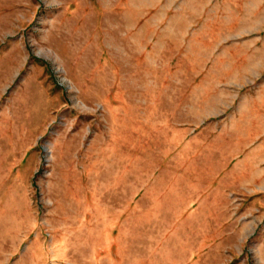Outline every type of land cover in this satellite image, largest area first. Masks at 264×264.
<instances>
[{"label": "rangeland", "instance_id": "1", "mask_svg": "<svg viewBox=\"0 0 264 264\" xmlns=\"http://www.w3.org/2000/svg\"><path fill=\"white\" fill-rule=\"evenodd\" d=\"M0 264H264V0H0Z\"/></svg>", "mask_w": 264, "mask_h": 264}]
</instances>
